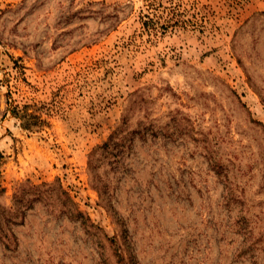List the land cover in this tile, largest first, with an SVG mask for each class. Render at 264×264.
I'll use <instances>...</instances> for the list:
<instances>
[{
  "label": "rangeland",
  "instance_id": "374dc122",
  "mask_svg": "<svg viewBox=\"0 0 264 264\" xmlns=\"http://www.w3.org/2000/svg\"><path fill=\"white\" fill-rule=\"evenodd\" d=\"M0 187V264H264V0H0Z\"/></svg>",
  "mask_w": 264,
  "mask_h": 264
},
{
  "label": "trees",
  "instance_id": "16d2710c",
  "mask_svg": "<svg viewBox=\"0 0 264 264\" xmlns=\"http://www.w3.org/2000/svg\"><path fill=\"white\" fill-rule=\"evenodd\" d=\"M13 114L17 117H19L22 121V126L24 128L30 129L33 127V125L38 124L42 121H44L43 118H41V114H37L35 112H32L29 110V107L27 105L20 107H16L13 110ZM121 129V127L119 126L117 128V131H114V133L119 132V130ZM114 133L111 135V140L112 138H114ZM110 145V140L104 142L103 144L99 145V148H103V147H108ZM96 150V149H95ZM91 162H92V157H91ZM29 189L31 190V192L29 191ZM3 191H5L4 187H0V193H2ZM29 192L31 194H29ZM61 194L65 197H67L68 192L64 189H62ZM31 195V196H29ZM54 188L52 187L51 183L49 182H42L40 184L37 183H33L30 179H27L26 181L20 182L18 188L15 191L14 194V202L15 205H17V208L22 211L23 209L22 204L25 203H33L34 201L40 200L44 197L50 199L52 201L53 204H55L57 201H61V196L58 197ZM72 212L75 214V216L78 215H83V212L78 209V208H74V210H72ZM13 219V218H12ZM5 220H8L7 218L5 219V217H1L0 218V229H1V234L3 237H7L8 234L6 232H4V224L6 223ZM14 221V220H13ZM84 221V219L82 220Z\"/></svg>",
  "mask_w": 264,
  "mask_h": 264
}]
</instances>
